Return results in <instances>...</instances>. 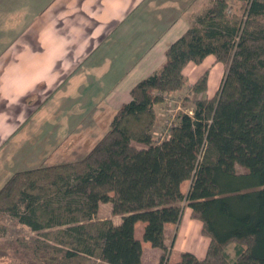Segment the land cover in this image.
I'll return each mask as SVG.
<instances>
[{
  "label": "trees",
  "instance_id": "trees-1",
  "mask_svg": "<svg viewBox=\"0 0 264 264\" xmlns=\"http://www.w3.org/2000/svg\"><path fill=\"white\" fill-rule=\"evenodd\" d=\"M241 1L239 16L229 0H212L81 159L17 170L3 183L0 232L9 215L38 235L0 242L2 264H142L138 221L163 250L159 264H264V0ZM209 55L226 65L218 92L207 94L203 74L187 97L192 113H177L155 140L156 105L185 86L188 63ZM182 201L209 245L203 258L186 251L171 263L165 225L180 222ZM107 202L120 223L98 216Z\"/></svg>",
  "mask_w": 264,
  "mask_h": 264
},
{
  "label": "rangeland",
  "instance_id": "rangeland-1",
  "mask_svg": "<svg viewBox=\"0 0 264 264\" xmlns=\"http://www.w3.org/2000/svg\"><path fill=\"white\" fill-rule=\"evenodd\" d=\"M47 2L0 0V187L17 170L81 159L107 131L112 120L108 122L107 118L117 107L111 105L117 92L115 85L110 86V77L121 79L124 85L139 76L137 70L123 74L129 64L140 58L133 52L135 40L123 46V41L121 45L119 41L124 38L121 33H118L121 38L113 36L112 41H97L98 34L92 38L89 33L88 42L80 41L85 36L76 42L66 41L64 29L53 26L55 19L50 25L35 19V13ZM245 4L241 0H229L231 14L242 16ZM86 27L93 30L92 26ZM158 27H152L150 38L158 34ZM129 35L131 39L138 37ZM72 43L77 45L76 50L68 49ZM111 52L116 56L110 58ZM210 57L203 66L189 64L184 73L185 86L165 94L163 102L156 105L152 129L155 140L167 136L177 113H192L193 102L187 97L193 99L191 88L203 74L208 75L207 94L215 96L218 92L226 65L214 55ZM116 60L127 62L116 66L123 70L119 74L98 73L95 65L100 63L101 71L105 72L110 61L115 68ZM84 67L86 73H82ZM119 97L120 94L118 102L123 100ZM237 167L245 170L240 165ZM1 224L5 232H0V242L11 243L38 235L13 216H5ZM226 250L234 257L235 243L228 244ZM91 264L97 261L94 259Z\"/></svg>",
  "mask_w": 264,
  "mask_h": 264
},
{
  "label": "crops",
  "instance_id": "crops-1",
  "mask_svg": "<svg viewBox=\"0 0 264 264\" xmlns=\"http://www.w3.org/2000/svg\"><path fill=\"white\" fill-rule=\"evenodd\" d=\"M201 2V3H199ZM198 3L196 6L195 4ZM211 4V0H49L45 7L35 13V19L38 23L50 25L55 19L53 26L56 28L60 25L65 31L63 39L66 41L76 42L81 36L86 38L80 41H87L88 34H92L95 40L102 41L110 39L113 36H119L118 33L124 35L123 40H120V45L123 41V46L135 40L136 46L133 52L137 53L139 60L125 70L135 71L139 76L129 84H121V79L110 77L112 85H115L116 94H114L113 103L116 109L107 118L109 122L113 118L116 110L131 98V88L142 78L157 70L165 60V51L168 45L178 39L192 24L194 18L205 11L207 6ZM51 9V11L49 10ZM60 18V21H58ZM92 26L93 30H87L86 25ZM158 27V34L150 38L152 27ZM76 27L78 28V32ZM102 31H107L105 34ZM138 35L137 38H130L129 34ZM104 35V37H103ZM110 35V36H108ZM116 37V38H117ZM120 37V36H119ZM121 38V37H120ZM118 40V39H117ZM125 43V44H124ZM77 45L69 44L68 49L76 50ZM126 46V45H125ZM128 48V47H127ZM78 50L81 48L77 47ZM81 51V50H80ZM131 51V53H133ZM139 52V53H138ZM116 56L111 52L110 58ZM212 55L207 56L201 63L190 62L187 64H196L195 66H203L206 60ZM118 57V55H117ZM126 61L130 62L128 56L125 55ZM102 62V60H99ZM100 64V63H99ZM95 65L98 73L111 75L119 74L123 71L116 68L117 65L127 64L123 60L115 61L112 66V61L109 62L108 70L102 72V65ZM186 66V67H187ZM118 67V66H117ZM184 68V73L186 72ZM86 67L82 73H86ZM186 74V73H185ZM209 83V81H208ZM118 94L123 99L118 102ZM119 97V98H120ZM112 117V118H111ZM192 184L191 179L184 180L181 183V190L187 193ZM183 206V215L179 223H167L165 225V243L169 247V262H176L180 259L183 252L189 251L194 253L198 258H203L209 245V237L202 231L201 221L192 218L191 208L186 201L181 202ZM111 203H101L98 216L101 218H111L114 223L118 224L121 221L120 215H112ZM145 222L138 221L135 225V236L142 243V264H159L163 250L155 247L151 242L144 239ZM97 263L99 260H96Z\"/></svg>",
  "mask_w": 264,
  "mask_h": 264
},
{
  "label": "built area",
  "instance_id": "built-area-1",
  "mask_svg": "<svg viewBox=\"0 0 264 264\" xmlns=\"http://www.w3.org/2000/svg\"><path fill=\"white\" fill-rule=\"evenodd\" d=\"M191 112V111H190Z\"/></svg>",
  "mask_w": 264,
  "mask_h": 264
}]
</instances>
